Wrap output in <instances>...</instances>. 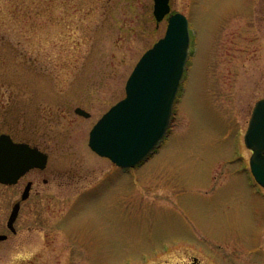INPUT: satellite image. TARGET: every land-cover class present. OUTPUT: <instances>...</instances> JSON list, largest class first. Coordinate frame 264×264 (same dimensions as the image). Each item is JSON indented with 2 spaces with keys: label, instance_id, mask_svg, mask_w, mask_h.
I'll return each instance as SVG.
<instances>
[{
  "label": "rangeland",
  "instance_id": "obj_1",
  "mask_svg": "<svg viewBox=\"0 0 264 264\" xmlns=\"http://www.w3.org/2000/svg\"><path fill=\"white\" fill-rule=\"evenodd\" d=\"M153 5L0 0V133L49 153L0 183V264H264V187L244 141L264 97V0H171L191 41L165 137L128 169L89 146L165 33Z\"/></svg>",
  "mask_w": 264,
  "mask_h": 264
},
{
  "label": "water",
  "instance_id": "obj_2",
  "mask_svg": "<svg viewBox=\"0 0 264 264\" xmlns=\"http://www.w3.org/2000/svg\"><path fill=\"white\" fill-rule=\"evenodd\" d=\"M157 22L167 16L165 33L140 57L125 85V96L113 104L90 131L89 145L99 155L121 167H133L146 159L166 135L173 107L185 71L191 34L189 20L171 11V0H154ZM77 114L90 113L76 107ZM252 150L251 171L264 187V97L253 108L244 136ZM48 155L27 142L0 134V183L12 185L32 168L44 169ZM32 181L13 206L7 227L16 232L15 221L22 201L30 195ZM7 234H0V240Z\"/></svg>",
  "mask_w": 264,
  "mask_h": 264
},
{
  "label": "flooded vegetation",
  "instance_id": "obj_3",
  "mask_svg": "<svg viewBox=\"0 0 264 264\" xmlns=\"http://www.w3.org/2000/svg\"><path fill=\"white\" fill-rule=\"evenodd\" d=\"M36 146V145H34ZM43 150V149H42ZM44 151V150H43ZM46 152V151H45ZM47 153V152H46ZM48 154V161H49V153ZM48 164V163H47ZM192 264H200L197 258H193Z\"/></svg>",
  "mask_w": 264,
  "mask_h": 264
}]
</instances>
